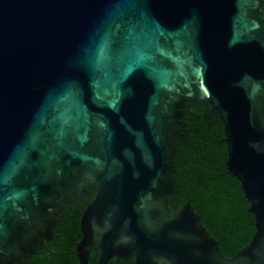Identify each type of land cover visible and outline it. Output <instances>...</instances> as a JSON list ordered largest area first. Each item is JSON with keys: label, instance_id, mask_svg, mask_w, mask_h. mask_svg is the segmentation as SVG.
I'll list each match as a JSON object with an SVG mask.
<instances>
[{"label": "water", "instance_id": "95a60500", "mask_svg": "<svg viewBox=\"0 0 264 264\" xmlns=\"http://www.w3.org/2000/svg\"><path fill=\"white\" fill-rule=\"evenodd\" d=\"M263 0H0V264L83 201L78 264H264ZM186 102L222 126L253 215L225 257L176 194ZM92 187L88 197L86 187Z\"/></svg>", "mask_w": 264, "mask_h": 264}, {"label": "trees", "instance_id": "16d2710c", "mask_svg": "<svg viewBox=\"0 0 264 264\" xmlns=\"http://www.w3.org/2000/svg\"><path fill=\"white\" fill-rule=\"evenodd\" d=\"M179 123L171 175L177 189L167 206L174 213L189 200L220 252L230 258L248 244L254 227L240 184L226 170L222 126L200 102H186ZM80 212L75 203L67 204L50 243L37 245L14 264H78L75 245ZM97 257L98 250L91 249L87 264H96ZM108 264H133V260L112 259Z\"/></svg>", "mask_w": 264, "mask_h": 264}, {"label": "flooded vegetation", "instance_id": "af4514ba", "mask_svg": "<svg viewBox=\"0 0 264 264\" xmlns=\"http://www.w3.org/2000/svg\"><path fill=\"white\" fill-rule=\"evenodd\" d=\"M264 3V0H263ZM260 17L263 18L264 17V5L261 8V13H260ZM86 191H87V196L89 197L92 193V187L91 186H87L86 187ZM69 203H75L77 205V207L80 209V211L82 210V205H84V202L79 200V201H75V202H69ZM68 203V204H69ZM67 205V204H66ZM66 207V206H65ZM81 214V212H80ZM95 248V247H94ZM93 249V248H92ZM97 249V248H96ZM99 253V252H98ZM132 260V259H131Z\"/></svg>", "mask_w": 264, "mask_h": 264}]
</instances>
